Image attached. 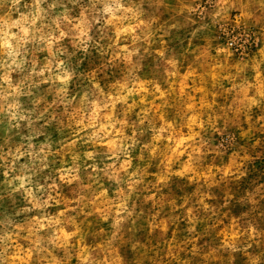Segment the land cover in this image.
<instances>
[{
    "label": "clouds",
    "instance_id": "1",
    "mask_svg": "<svg viewBox=\"0 0 264 264\" xmlns=\"http://www.w3.org/2000/svg\"><path fill=\"white\" fill-rule=\"evenodd\" d=\"M0 117V264H264V0H0Z\"/></svg>",
    "mask_w": 264,
    "mask_h": 264
},
{
    "label": "rangeland",
    "instance_id": "2",
    "mask_svg": "<svg viewBox=\"0 0 264 264\" xmlns=\"http://www.w3.org/2000/svg\"><path fill=\"white\" fill-rule=\"evenodd\" d=\"M65 44H67V40L65 41ZM71 50V49H69ZM43 63V60L40 61ZM22 77L17 75L16 80H21ZM47 89H45V92ZM225 97H221L217 101L218 108L223 106ZM28 101L25 100V105L27 106ZM6 122L5 118L0 117V129L6 128ZM145 133L147 132V129H144ZM146 138V137H145ZM19 138L17 136L16 139H10L9 136L4 135L3 131H0V148H7V147H14L17 143H19ZM60 153L56 154V159L53 161V166L63 164V160L60 159ZM135 155V153H134ZM224 165L215 157H206L205 158V164L204 167H211L213 170L217 167ZM153 167H156V165H153ZM52 168L49 169L51 171ZM253 172L256 173V176H259L261 174H264V160L259 162V168H253ZM250 183L249 180H243L240 182H235L233 180L221 177L219 174L215 177V183L210 184L208 186H204L202 184H197L195 182L189 181L187 177H184L183 180H181L179 177L174 179L170 186H167L164 190L163 196L166 202H170L171 200L175 199L177 202L183 199H195L198 197V195L202 194L203 192H207L209 195L208 203L210 205L215 206L218 211L216 214V217L212 221V225L215 226L219 223V221H226L228 223H231L233 220H239L241 224L245 222V219L247 217L255 216L254 212L248 211L246 209V206L244 208L241 207L240 201H232L226 208H221V202H222V194L226 193L227 191H233L237 194H239L242 190L243 185H247ZM2 186V185H0ZM63 195L70 196L71 193L69 192L68 188L65 187ZM234 213H237L238 215H234ZM260 225H264V218L259 220ZM181 227H183L181 225ZM202 231L206 235H216L218 230L210 229L209 224L205 222L201 225Z\"/></svg>",
    "mask_w": 264,
    "mask_h": 264
}]
</instances>
